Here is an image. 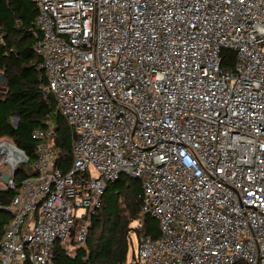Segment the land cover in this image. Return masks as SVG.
Wrapping results in <instances>:
<instances>
[{
  "label": "built area",
  "instance_id": "built-area-1",
  "mask_svg": "<svg viewBox=\"0 0 264 264\" xmlns=\"http://www.w3.org/2000/svg\"><path fill=\"white\" fill-rule=\"evenodd\" d=\"M33 1L44 96L76 140L65 173L55 127L35 130L37 175L19 187L0 151L17 191L0 264L84 246L123 175L160 226L132 234L142 264H264V0Z\"/></svg>",
  "mask_w": 264,
  "mask_h": 264
},
{
  "label": "trees",
  "instance_id": "trees-1",
  "mask_svg": "<svg viewBox=\"0 0 264 264\" xmlns=\"http://www.w3.org/2000/svg\"><path fill=\"white\" fill-rule=\"evenodd\" d=\"M39 10L33 0H0V140L7 139L21 150L28 162L15 175L20 186L37 173L38 141L33 137L37 129L55 127L53 147L58 151L56 166L67 173L72 167L73 144L76 133L57 112L52 95L45 98L46 76L38 69L39 57L35 51L38 41L36 18ZM222 68H233L235 54L223 52ZM17 119L16 127L12 120ZM16 190L0 191V243L12 220L8 207ZM141 186L137 180L121 176L110 182L103 195V204L91 219V228L84 246L66 251L58 245L54 264H125L131 247L132 234L142 231L152 239L160 236L156 219L141 213ZM138 222L141 228H132Z\"/></svg>",
  "mask_w": 264,
  "mask_h": 264
},
{
  "label": "rangeland",
  "instance_id": "rangeland-1",
  "mask_svg": "<svg viewBox=\"0 0 264 264\" xmlns=\"http://www.w3.org/2000/svg\"><path fill=\"white\" fill-rule=\"evenodd\" d=\"M4 84V80L1 78L0 76V87ZM12 122H15V119L12 120ZM3 141L5 142H9L12 144L11 141L7 140V139H3ZM14 145V144H13ZM25 160H23V162H21L19 165H18V168L22 167L24 164H25ZM9 166V165H8ZM10 167V166H9ZM11 168V167H10ZM12 169H9L7 166L5 167V173H9L11 172ZM4 189V185L0 183V190H3ZM82 212V211H81ZM140 224V223H139ZM138 222H135L132 224V228H139L138 227ZM76 230V229H75ZM132 241H133V244H131V247H130V250H129V254H128V257H127V261L125 264H142L140 261H139V257H138V239L135 235H132Z\"/></svg>",
  "mask_w": 264,
  "mask_h": 264
},
{
  "label": "bare ground",
  "instance_id": "bare-ground-1",
  "mask_svg": "<svg viewBox=\"0 0 264 264\" xmlns=\"http://www.w3.org/2000/svg\"><path fill=\"white\" fill-rule=\"evenodd\" d=\"M0 151L7 155V163L11 169L18 168V165L23 162L24 157L21 151L13 144L5 143L0 146Z\"/></svg>",
  "mask_w": 264,
  "mask_h": 264
},
{
  "label": "water",
  "instance_id": "water-1",
  "mask_svg": "<svg viewBox=\"0 0 264 264\" xmlns=\"http://www.w3.org/2000/svg\"><path fill=\"white\" fill-rule=\"evenodd\" d=\"M15 120H16V124H17V119H15ZM20 151H21V150H20ZM21 153H22L24 159H26V161H27V158H26L25 154H24L22 151H21ZM18 170H19V168H16V169L14 170V172H13V175H16L17 172H18ZM13 175H4V176L2 177V181H3V183H4V184H7L9 180L13 179Z\"/></svg>",
  "mask_w": 264,
  "mask_h": 264
}]
</instances>
